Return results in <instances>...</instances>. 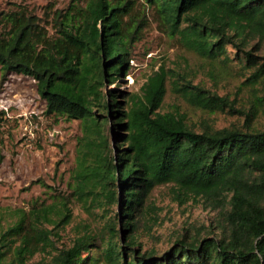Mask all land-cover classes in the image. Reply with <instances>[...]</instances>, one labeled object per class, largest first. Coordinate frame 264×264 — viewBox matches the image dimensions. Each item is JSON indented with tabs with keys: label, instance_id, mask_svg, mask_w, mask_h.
<instances>
[{
	"label": "trees",
	"instance_id": "1",
	"mask_svg": "<svg viewBox=\"0 0 264 264\" xmlns=\"http://www.w3.org/2000/svg\"><path fill=\"white\" fill-rule=\"evenodd\" d=\"M141 4L70 3L46 25L16 18L0 35L2 75L34 79L45 114L77 119L81 129L69 193L28 212L0 211V264H264V0ZM146 9L163 33L205 59L249 68L250 108L235 109L162 62L137 90L125 87L132 47L150 23ZM169 83L202 111L236 112L244 121L191 124L177 109L162 111ZM159 186L216 212L209 234H184L161 254L143 250L136 233L155 217ZM72 201L93 222L79 223L71 244L55 248L52 235L73 221Z\"/></svg>",
	"mask_w": 264,
	"mask_h": 264
},
{
	"label": "rangeland",
	"instance_id": "2",
	"mask_svg": "<svg viewBox=\"0 0 264 264\" xmlns=\"http://www.w3.org/2000/svg\"><path fill=\"white\" fill-rule=\"evenodd\" d=\"M85 2L0 0V35L11 29L16 18H31L46 25L55 11L70 3L83 5ZM138 2L143 8L141 0ZM147 15L150 23L143 36L134 43L129 73L121 80L125 87L137 90L151 69L162 62L185 75L193 85L229 97L235 109L247 103L250 108L252 91L243 85L250 74L249 68L243 69L236 62L224 65L205 59L169 38L159 29L153 16L149 18L148 12ZM175 109L185 113L191 124L206 119L217 127H224L244 121V116L236 112L212 114L202 111L174 92L169 83L161 110ZM258 124L264 125V114L259 117ZM80 132L79 120L55 119L45 114V104L34 79L16 72L2 75L0 67V211L21 209L28 212L36 202L50 204L52 194L67 195V182L75 164L76 138ZM151 202L155 217L146 224L140 223L136 236L143 250H154L158 254L173 247L184 234L190 240L208 235V226L216 215L203 202L179 201L167 186L157 187ZM71 206L72 223L60 230L59 236L52 235L55 248L71 244L79 223L93 222L79 203L72 201ZM43 254H36L34 259H40Z\"/></svg>",
	"mask_w": 264,
	"mask_h": 264
}]
</instances>
